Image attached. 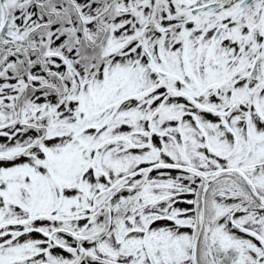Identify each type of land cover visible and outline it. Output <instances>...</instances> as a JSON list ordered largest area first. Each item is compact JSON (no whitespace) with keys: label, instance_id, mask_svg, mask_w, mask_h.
<instances>
[{"label":"snow or ice","instance_id":"obj_1","mask_svg":"<svg viewBox=\"0 0 264 264\" xmlns=\"http://www.w3.org/2000/svg\"><path fill=\"white\" fill-rule=\"evenodd\" d=\"M0 264H264V0H0Z\"/></svg>","mask_w":264,"mask_h":264}]
</instances>
